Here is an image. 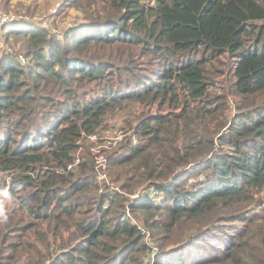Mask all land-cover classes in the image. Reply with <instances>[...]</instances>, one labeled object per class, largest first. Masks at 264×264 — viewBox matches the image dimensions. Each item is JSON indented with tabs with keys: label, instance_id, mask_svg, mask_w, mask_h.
<instances>
[{
	"label": "trees",
	"instance_id": "16d2710c",
	"mask_svg": "<svg viewBox=\"0 0 264 264\" xmlns=\"http://www.w3.org/2000/svg\"><path fill=\"white\" fill-rule=\"evenodd\" d=\"M69 6L0 31V264H264V0ZM115 115L100 179L83 134Z\"/></svg>",
	"mask_w": 264,
	"mask_h": 264
},
{
	"label": "rangeland",
	"instance_id": "374dc122",
	"mask_svg": "<svg viewBox=\"0 0 264 264\" xmlns=\"http://www.w3.org/2000/svg\"><path fill=\"white\" fill-rule=\"evenodd\" d=\"M61 2H62V0H0V12L12 17L11 20H2L0 17V31L2 30L3 24L9 23V22H17L20 19H32L36 23H42L44 26H48L51 29V31H55V32L60 33L65 28H67L71 25L78 24L80 21H82V19H84L83 18L84 15L82 14V12L78 8H75V7L69 6L68 8H65L64 10L59 12V6H60ZM1 46H3V43H2V38L0 37V47ZM226 59H227V57H224L223 60H226ZM220 78L223 81L226 80V76L223 78L222 77H220ZM225 85L227 86V83ZM215 91L223 92L224 89H223V87L216 86ZM233 99H234V97H233ZM234 101H236V100L234 99ZM232 112L234 113V111H232ZM122 118H123V116H121V115H115L114 117H112L108 121V125L102 126L100 129H103V128L105 129L107 127H118V126L122 127V125H121L123 122ZM130 129H132V128H130ZM112 130H116V129L112 128ZM115 137H116V135L114 132L105 133L102 140H99L97 142L96 141H90L89 142L90 150L93 153H95V160L97 159V154H99V155L103 154L104 156H107L106 154H108V152L114 146H116L118 144V142L122 141V139L124 138L123 137V138L119 139L117 142H116V140H114L111 143L112 139H114ZM82 143H84L83 140H82ZM11 175H13V173H11ZM9 180H10V176H9L8 172L1 171L0 172V210L1 209H5V210L7 209L4 206V196L6 194V191L4 194V188L6 187L4 185V183H5V181L9 182ZM139 190H141V188ZM3 194H4V196H3ZM7 194H8V191H7ZM125 194L128 195L129 197H131V199H132L138 193H136L134 195H129L128 193H125ZM9 196H11V195H9ZM10 199H12V198H9V201H10ZM129 204H130V202H128V201L125 203V205L127 207ZM8 205H9V202H8ZM131 214L133 215V212H131ZM4 219H5V215L3 213L2 215H0V221H2ZM137 221H138V226L139 225L144 226L147 229V230L146 229H144V230H146L148 233H151L150 240L155 243V245H156L155 249L158 247V250H159V246L156 244L155 240L153 239L151 229L149 227H147L146 225H144L142 220L137 219ZM165 245L169 248H173V247L177 246L176 243L170 244V241L166 242Z\"/></svg>",
	"mask_w": 264,
	"mask_h": 264
},
{
	"label": "built area",
	"instance_id": "2783aa9c",
	"mask_svg": "<svg viewBox=\"0 0 264 264\" xmlns=\"http://www.w3.org/2000/svg\"><path fill=\"white\" fill-rule=\"evenodd\" d=\"M0 17H1L2 20H11L12 19V17H10V16H8L6 14H3L1 12H0ZM23 60H24V58H23ZM231 106L233 108V111L235 112L236 110L234 109V106L232 104H231ZM112 128H114L116 130H112ZM112 132L115 133L116 137L114 139H112L111 143L114 140H116V142H117L119 139L125 137L127 134H130V132H133V130H131L129 132H126L123 127H119V126L118 127H107L105 129H102V131L100 133H98V132H95V133H92V134H86V133H84L83 136H85L86 138H88L90 141H96L97 142V141L103 139V136H104L105 133H112ZM134 140L137 141V138H135ZM98 155L99 154H97V161L96 162H97V167L99 168V178L100 179H103V178H106L105 168H106L107 158L103 154H101L99 156ZM79 161H80V158L78 157L77 159H75V161L73 163H71L68 166V169H70L74 164H77ZM5 191H4V194H5ZM4 194H3V196H4ZM140 194H141V192L139 194H136L134 197H138V196H140ZM150 194L152 196H158L159 197V192L154 187H151ZM127 210L129 212V215L133 216L131 214V211L129 210V208H127ZM5 211H6L5 209H1L0 210V215H2L3 213H5ZM133 220H134V223L135 224H138L137 219H133ZM139 227L142 229V231L144 233H146L147 238L150 240L151 233H148L146 231L147 229L144 226L139 225ZM144 229H146V230H144ZM150 241H149L148 244L150 245V248L152 250V253L155 254L158 251V247L155 249V246H156L155 243L153 241H151V242Z\"/></svg>",
	"mask_w": 264,
	"mask_h": 264
}]
</instances>
